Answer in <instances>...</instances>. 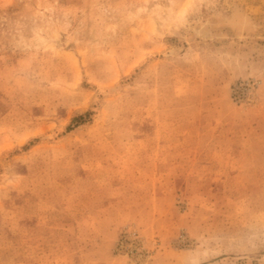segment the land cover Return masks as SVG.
I'll use <instances>...</instances> for the list:
<instances>
[{
  "label": "rangeland",
  "instance_id": "1",
  "mask_svg": "<svg viewBox=\"0 0 264 264\" xmlns=\"http://www.w3.org/2000/svg\"><path fill=\"white\" fill-rule=\"evenodd\" d=\"M0 264H264V0H0Z\"/></svg>",
  "mask_w": 264,
  "mask_h": 264
},
{
  "label": "bare ground",
  "instance_id": "2",
  "mask_svg": "<svg viewBox=\"0 0 264 264\" xmlns=\"http://www.w3.org/2000/svg\"><path fill=\"white\" fill-rule=\"evenodd\" d=\"M208 29H210V28H208ZM207 31H208V30H207ZM207 31H205V32H207ZM205 32H204V33H205Z\"/></svg>",
  "mask_w": 264,
  "mask_h": 264
}]
</instances>
